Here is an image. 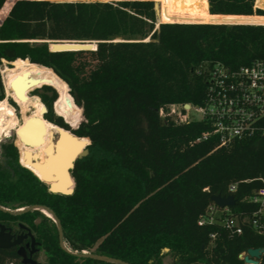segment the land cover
<instances>
[{"label":"trees","instance_id":"16d2710c","mask_svg":"<svg viewBox=\"0 0 264 264\" xmlns=\"http://www.w3.org/2000/svg\"><path fill=\"white\" fill-rule=\"evenodd\" d=\"M256 4L264 0H0V64L18 66L6 70V86L30 95L43 85L34 94L48 109L44 120L69 129L64 117L79 125L77 136L90 139L68 195L50 191L20 165L14 144L3 143L0 205L47 206L72 252L132 264H164L166 256L173 264H244L240 253L264 249V237L250 227L237 235L217 223L199 224L212 196L228 195L232 183L238 186L235 210L255 208L244 199L264 185V138L219 147L215 135L196 141L212 131L208 120L182 123L161 113L172 105L204 104L215 64L237 69L264 63V9ZM52 40H89L97 49L53 52ZM84 57L97 61L106 80L89 94L110 96L80 123L84 103L71 69ZM67 83L79 106L73 99L58 113L63 117L56 116L59 92L73 98ZM67 183L64 171L57 186ZM18 217L33 223L50 264H116L61 248L57 224L38 210Z\"/></svg>","mask_w":264,"mask_h":264},{"label":"built area","instance_id":"2783aa9c","mask_svg":"<svg viewBox=\"0 0 264 264\" xmlns=\"http://www.w3.org/2000/svg\"><path fill=\"white\" fill-rule=\"evenodd\" d=\"M186 105H172L169 110L162 109L161 113L163 116H173L182 123L194 119L208 120L212 131L204 133L196 141L215 135L219 138L218 146L223 147L241 138H264V63L256 61L237 69L215 64L208 73L205 103L190 104L189 108ZM193 111L199 114V118L191 114ZM237 188V183L230 184L228 195L234 194ZM244 201L254 204L255 208L246 213L235 210L236 205L220 207L212 201L207 213L199 219V224L217 223L237 235L250 227L264 237V185L253 189ZM212 237L215 238V235ZM247 255L248 251L240 253L239 257L244 260V264H255L245 261Z\"/></svg>","mask_w":264,"mask_h":264},{"label":"bare ground","instance_id":"6f19581e","mask_svg":"<svg viewBox=\"0 0 264 264\" xmlns=\"http://www.w3.org/2000/svg\"><path fill=\"white\" fill-rule=\"evenodd\" d=\"M10 91L11 95L15 96L16 100L22 107L24 124L27 121L28 124L25 127H23L24 124L19 126L15 107L12 106L7 99H3L0 101V138L8 136L11 129L19 126L17 133L19 134V138L23 141L21 148V162L23 165L32 169L36 174L44 178L42 172L32 164V158L30 157L36 154L33 157L40 159L43 162L47 156L45 153L46 146L49 144H51L50 148L53 146L52 141L54 132H61L62 136L58 143V153L54 158L50 157L46 163L47 165L52 163L51 166L53 167V172H55L53 174H56L55 180L58 184L60 174L64 171L66 177H68L66 172L68 156L73 153H78L90 142V139L86 137H75V134L73 135L70 131H64V129H60L59 126L48 124L42 117L44 103L39 96L32 97L31 95H27L24 88L17 85L11 86ZM29 111L32 113L27 114ZM30 143H34L35 146H27ZM49 149L47 151H49ZM22 209L24 208H20L19 210ZM44 212L51 216L46 210H44Z\"/></svg>","mask_w":264,"mask_h":264},{"label":"water","instance_id":"95a60500","mask_svg":"<svg viewBox=\"0 0 264 264\" xmlns=\"http://www.w3.org/2000/svg\"><path fill=\"white\" fill-rule=\"evenodd\" d=\"M84 1H95V0H84ZM100 1H122V0H100ZM154 6H155V11H156L157 17H160V9H161L160 3H158L157 1H154ZM225 23H232V22H225ZM49 47H50V50L53 52L96 50L97 44H96V42L89 41V40H52V41H49ZM44 85H50V84H44ZM51 86H53V85H51ZM189 107H190V104H187L186 108H189ZM43 110H44V113L47 111L46 106L43 107ZM65 122L68 123L66 120H65ZM27 124H28V121L24 124L23 127H25ZM69 126H70V129H66L65 127H62V126H59V127H60V129H64V131L69 130L71 132H72V130L77 129V128L73 127L71 124H69ZM15 135L18 138L19 134L15 132ZM61 136H62L61 132H59V131L54 132L53 141H52L53 146L51 148H50L51 144L46 146L45 153L47 156L43 162L40 159L33 157L36 154H34L30 157V158H32V164H34L36 166V168H38V170H40L42 172L44 178H42L41 176L36 174L30 168H28V169H30L43 182H45L48 185L50 191L55 192V193H61V194L68 195V194H72L75 191V180H74V177L72 175V171L76 165L77 160L88 155V153H89L88 145L90 144V142L84 148H82L78 153H76V154L73 153V154H70V156H68L69 158H67V162H66V172H67L68 177H69V184L67 186L58 187V186H56V184H57V182L55 180L56 174H53L55 172H53V167L51 166L52 163H50L48 165L46 163L50 157L54 158L57 155L58 143L61 139ZM74 136L79 137L76 134ZM17 138H16V140H17ZM30 144H28L27 146H35L34 143L31 145ZM48 149H49V151H47ZM211 199L213 202H215L220 207L235 206L237 203L234 194H230L228 196L213 195ZM3 209L10 211L11 213H15V214L21 213L24 211H28V210H38V211L42 212L46 216L53 219L55 221V223L57 224L58 229H59V236H60L61 245L64 247L63 229H62L61 222H60L59 218L56 216V214L54 213V211L52 209H50L49 207L44 206V205H32V206H29L27 208H24V209L18 210V211H12V210H8L5 208H3ZM44 210H46V212L48 214H50L51 216L47 215L44 212ZM68 251L70 253L74 254L75 256L80 257V258H95V259H101V260L111 262V263H116V264H132V263H129V262L124 261L122 259L107 257L105 255H98V254H95L92 252H87V251L72 252L71 250H68ZM165 251H169V248H165ZM263 252H264L263 248H250L248 250V255L245 257V261L249 262V263L253 262L255 264H258L259 259H261L262 255H263Z\"/></svg>","mask_w":264,"mask_h":264},{"label":"rangeland","instance_id":"374dc122","mask_svg":"<svg viewBox=\"0 0 264 264\" xmlns=\"http://www.w3.org/2000/svg\"><path fill=\"white\" fill-rule=\"evenodd\" d=\"M256 6L264 9V6H261L258 4H256ZM158 19H159V22H163L160 19V17H158ZM259 23H264V22H259ZM92 59L93 58H90V57H84V58H82V60L79 61V63L74 65L71 69L73 74H74V79H75L77 89H79L81 91V96H82L84 105L79 106L76 103L75 98L71 94V88H70L69 84L67 83L69 86L70 94L72 95L73 98L71 100L70 97H68V96L65 97L64 95L60 94L59 90L57 89V91L59 92V98L56 101V103L54 104L55 105L54 106V113L56 116H61L58 113L64 112L68 108V106L72 103V101L74 99L77 106H79L82 109L83 115L81 117V121H80V123H81L83 121V119L86 117L88 110H90L91 108H93L94 106H97V105H101V106L104 105L105 102L107 101V98H109L110 95H108L106 97H94V96H91L89 94V91L93 88V86H96V84H98V83L100 84L102 81H106L104 79L103 69H100V67L97 64V61L92 60ZM17 67L18 66L13 65L12 62L10 63V62H7L5 60H3L2 63L0 64V94L3 90V92L5 94V97L3 99H7L9 101V103L15 107V110H16L17 115H18L19 126H20V125L24 124L22 107L20 106L19 102L16 100L15 96L11 95V91H10L11 87L6 86V78L7 77H5V72L7 69H12V68H17ZM34 90L35 91L39 90L40 92H43L44 91L43 85L36 87L29 92L32 97L38 96L37 94H34ZM12 102H14V104ZM31 113H32L31 111L27 112V114H31ZM191 114L194 117L199 118V114H197L196 112L193 111V112H191ZM42 117H44V110H42ZM63 119L66 120L64 117H63ZM19 126L17 128L10 130V131L13 130L11 132L10 136H4V137L0 138V145L4 142L12 140L15 137V132L17 133ZM76 128H78V127H76ZM16 143L18 144V147L20 150V155H21V148H22L23 141L19 138V136L16 140ZM26 168H28V167H26ZM164 252H167V251H165V249H164ZM42 258L43 259L45 258L44 253L42 255ZM164 264H173L172 256H166L164 258Z\"/></svg>","mask_w":264,"mask_h":264},{"label":"flooded vegetation","instance_id":"af4514ba","mask_svg":"<svg viewBox=\"0 0 264 264\" xmlns=\"http://www.w3.org/2000/svg\"><path fill=\"white\" fill-rule=\"evenodd\" d=\"M47 113H48V109L44 113V117ZM54 124L59 125L58 123H54ZM68 127L70 129L69 124ZM75 130L76 129L72 130L74 134H75ZM10 142H12L14 146L17 148L19 154V163L20 165L24 166L21 163L20 150L18 145L16 144V135L12 140H9L4 143H10ZM2 144L0 145V160L3 158ZM9 169L12 170V168L10 167ZM3 208L12 211H18L20 209V208H10L0 205V256L2 257L5 256V259L1 264H50L49 253L46 250L43 242L40 240L33 226V223H31L26 219L18 217L20 214L26 211L15 214V213H11L10 211L4 210ZM23 208H27V207H23ZM28 211H35V210H28ZM38 221L39 219L34 220V223H37ZM63 243L65 248L61 245L60 236H59L60 247L66 250L67 252H69L68 250L70 249H68L64 241V235H63ZM43 253L45 256L44 259L42 258Z\"/></svg>","mask_w":264,"mask_h":264}]
</instances>
